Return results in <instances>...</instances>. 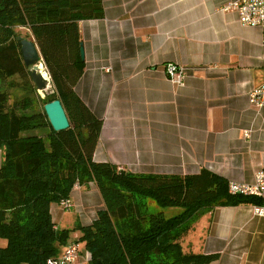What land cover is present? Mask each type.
Returning <instances> with one entry per match:
<instances>
[{"label":"crops","instance_id":"0c3cea01","mask_svg":"<svg viewBox=\"0 0 264 264\" xmlns=\"http://www.w3.org/2000/svg\"><path fill=\"white\" fill-rule=\"evenodd\" d=\"M232 1L102 0L103 17L78 22L84 68L74 89L102 118L95 161L134 173L205 167L228 182L254 181L264 168V107L249 94L264 84V43L258 27L225 7ZM168 63L183 68L182 84ZM69 198V213L51 205L58 228L89 224L103 207L94 184ZM253 208L215 207L184 236V249L217 253L209 264H264V215Z\"/></svg>","mask_w":264,"mask_h":264},{"label":"trees","instance_id":"16d2710c","mask_svg":"<svg viewBox=\"0 0 264 264\" xmlns=\"http://www.w3.org/2000/svg\"><path fill=\"white\" fill-rule=\"evenodd\" d=\"M101 17L102 0H0V264H46L70 243L79 244L87 264H209L217 253L182 245L193 225L217 206H264V197L231 194L228 180L205 167L185 175L134 173L93 159L102 118L74 86L84 68L78 22ZM17 36L37 44L54 89L43 105L61 101L66 129L51 127L44 106L26 111L28 95L10 100L17 86L36 93ZM32 129L47 133L26 132ZM91 183L103 203L95 218L58 228L51 205ZM151 202L180 211L166 216Z\"/></svg>","mask_w":264,"mask_h":264},{"label":"built area","instance_id":"2783aa9c","mask_svg":"<svg viewBox=\"0 0 264 264\" xmlns=\"http://www.w3.org/2000/svg\"><path fill=\"white\" fill-rule=\"evenodd\" d=\"M225 7L234 10L239 22L243 25L258 27L262 33V43H264V0H234L229 2ZM166 72L173 82L182 84L184 78L182 67L174 63H168L166 65ZM249 101L258 109L264 107V84L250 92ZM75 187L78 186L76 185ZM228 190L231 194L264 197V168L255 172L252 183L229 181ZM72 205L73 203L69 198L63 199L60 202V207L64 210H69ZM253 211L255 214L264 215V206L255 205ZM78 255L79 244L70 243L63 248L57 257L48 259L46 264H76L75 261Z\"/></svg>","mask_w":264,"mask_h":264},{"label":"water","instance_id":"95a60500","mask_svg":"<svg viewBox=\"0 0 264 264\" xmlns=\"http://www.w3.org/2000/svg\"><path fill=\"white\" fill-rule=\"evenodd\" d=\"M24 63L28 69L32 82L38 91L45 90L49 86V80L42 74L40 66L45 67L37 44L31 38L17 36ZM80 57L84 59V47L80 43ZM53 92V90L51 91ZM44 111L51 127L55 131L66 129L69 121L62 103L59 99L51 100L44 104Z\"/></svg>","mask_w":264,"mask_h":264},{"label":"rangeland","instance_id":"374dc122","mask_svg":"<svg viewBox=\"0 0 264 264\" xmlns=\"http://www.w3.org/2000/svg\"><path fill=\"white\" fill-rule=\"evenodd\" d=\"M41 70L42 71L44 70V73H46V78L49 80L50 87L47 90L38 91L36 89V93L33 92V91H29L28 93H24L23 88H21L19 86L14 87V88H11L9 90L10 91V100H12V101L14 99H22L23 96H27V95L29 96L30 104H29L28 108H26V111H28V112H31L33 110H41L42 107L44 106L42 99H44L47 94H50L52 90H54L53 89V86H52V83H51L50 76L48 75V72L46 70V67H43L42 66ZM13 78L15 80H17L18 82H20V79L18 77L15 76ZM0 86L1 87L6 86L5 82L4 81L1 82L0 83ZM26 132H28V133H34V134H38V135H44V136L47 133L46 129H32V130H28ZM151 207H152L153 211H160V210L163 211L166 216H172V215H174V214H176V213H178L180 211V208L179 207H159V206L155 205L153 202H151ZM62 210H64V209H62ZM64 211H66V213H69V212H67V210H64ZM93 212L94 211H92V213ZM73 235H74V233L72 232V235L71 236H73ZM82 252L83 251L81 249V251L79 252V255H78L75 263H77V264H84V263L87 264V255L84 254L85 252H83L86 260L84 259V257L81 258L80 255L82 254ZM79 256H80V259H79Z\"/></svg>","mask_w":264,"mask_h":264},{"label":"bare ground","instance_id":"6f19581e","mask_svg":"<svg viewBox=\"0 0 264 264\" xmlns=\"http://www.w3.org/2000/svg\"><path fill=\"white\" fill-rule=\"evenodd\" d=\"M41 68H42V66L39 67L40 70H41ZM41 72H42V74L46 77V73H44V70H43V71L41 70ZM49 87H50V85L48 86V88H49ZM48 88H47V89H48ZM47 89H45V90H47ZM41 91H43V90H41Z\"/></svg>","mask_w":264,"mask_h":264}]
</instances>
